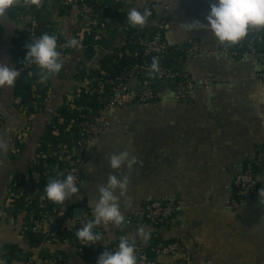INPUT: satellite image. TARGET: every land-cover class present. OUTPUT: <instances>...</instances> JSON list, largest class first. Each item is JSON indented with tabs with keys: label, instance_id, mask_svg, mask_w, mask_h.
<instances>
[{
	"label": "crops",
	"instance_id": "1",
	"mask_svg": "<svg viewBox=\"0 0 264 264\" xmlns=\"http://www.w3.org/2000/svg\"><path fill=\"white\" fill-rule=\"evenodd\" d=\"M161 1L158 5L147 0H96L111 23L116 13L124 14L122 26L111 28L62 6L60 0H45L43 6L18 0L0 14V61L10 67L15 68L11 40L26 25H34L38 36L47 33L66 43L60 56L63 67L46 82H40L38 66L30 64L22 79L23 103L12 87L1 88L0 139L8 149L0 152V264L47 255L66 258L68 264H89L75 252L73 233L47 245L48 225L37 232L30 229L40 215L55 222L56 207L61 206L47 198L44 187L50 179H61L59 167L75 139L76 123L74 118L62 119L59 109L65 107L71 114L96 111L108 79L119 70L118 54L140 52L138 42L146 40L150 27L162 18L167 20L168 46L190 40L200 46L197 57L177 64L197 86L193 97L112 109L109 125L93 141L81 166L79 193L64 205H73V212L82 209L78 230L94 219L97 185L105 184L109 174L127 175V193L119 197L124 217L140 212L146 202L171 200L178 202L176 216L159 227L142 218L133 228L102 223L94 228L101 236L93 244L94 254L113 248L121 238L146 245L154 237L179 242L190 252L188 264H264V204L258 192L233 211L225 207L234 176L246 163L253 165L258 191L264 187V87L258 79L262 66L251 56L218 54V40L211 31L184 26L193 20L206 24L212 0ZM142 6L154 9V19L144 27L132 26L134 31L126 34L128 11ZM68 38L77 39L78 45L67 46ZM254 43L264 47V39ZM204 78L210 80L207 87L201 86ZM125 150L137 163L131 170L112 169L107 157ZM141 227L147 240L137 233ZM155 261L178 263L167 256Z\"/></svg>",
	"mask_w": 264,
	"mask_h": 264
},
{
	"label": "built area",
	"instance_id": "2",
	"mask_svg": "<svg viewBox=\"0 0 264 264\" xmlns=\"http://www.w3.org/2000/svg\"><path fill=\"white\" fill-rule=\"evenodd\" d=\"M147 2L162 4L161 0H147ZM60 3L64 7L78 10L88 18L103 19L102 12L93 13L92 8L86 4V0H60ZM44 4L45 0H40L39 6ZM163 9L166 11L167 7L164 6ZM103 20L106 23H111V19L108 17ZM166 28L167 20L162 18L155 26V29L150 32L148 38L138 42L140 52L132 53L131 51L123 50L118 54L120 59L119 70L108 79L106 87L102 91L103 102L96 111L90 114L84 113L82 110H78L77 113L73 112L76 123V135L67 156L59 167L58 172L61 179L71 174L76 177L78 187L81 180V166L86 160L93 141L109 125V114L112 109L133 104L152 103L160 99L186 102L193 97L197 86L177 64L180 61L197 57L200 53V46L194 40L173 47L168 46L164 39ZM30 31L33 41L40 37L35 31L34 25H31ZM261 31L262 28L250 27L247 35L236 44L218 41L217 53L230 58H243L246 56L255 58L262 66L261 71L258 73V79L264 87V47H259L254 43V39H263L259 35ZM65 48V43L57 44V50L61 55ZM153 57L158 60L159 71L150 75ZM209 84V78H204L201 86L207 87ZM257 192L255 170L252 164L246 163L234 176L231 195L225 205L226 209L229 211L237 209L241 204L255 197ZM60 205L57 218L69 211L64 203ZM177 210L178 202L175 200L146 202L140 212L125 216L123 225L127 228H133L138 218H142L151 227L167 225L173 221ZM48 223L47 216L40 215L31 222L30 229L37 232L48 225L45 243L50 245L53 244L58 234L55 222ZM77 223L78 221L73 216L66 217L62 224V230L65 233L71 232L74 234L75 252L82 255V241L76 236ZM144 246L140 242L135 243L137 264H157L155 259L158 256L176 257L178 259L177 264H188L191 259L190 252L177 241L168 243L154 242L150 248L154 254L153 257L147 254ZM111 249L107 251H112ZM101 254L102 252L94 254L89 264H96ZM59 261L68 264L66 258L57 255L29 256L21 264H57Z\"/></svg>",
	"mask_w": 264,
	"mask_h": 264
},
{
	"label": "clouds",
	"instance_id": "3",
	"mask_svg": "<svg viewBox=\"0 0 264 264\" xmlns=\"http://www.w3.org/2000/svg\"><path fill=\"white\" fill-rule=\"evenodd\" d=\"M18 0H0V14ZM32 4L39 6L40 0H28ZM210 11L205 17L206 24L200 20H193L184 23L189 30L205 29L211 31L221 43L236 44L243 39L249 28H264V0H212L209 5ZM152 15L151 10L145 8L143 11L133 7L127 13V23L133 27H144L148 18ZM78 40L67 39V46L76 47ZM26 56L23 62L34 64L40 69V82H46L50 77L58 74L63 67L60 62L61 53L57 50L56 36L41 35L31 43H26ZM159 71L157 58L153 57L151 72ZM20 76V71L10 67L9 64L0 62V88H11ZM8 144L0 139V152H5ZM109 166L112 169L126 167L131 170L137 163V158L131 156L128 151L113 153L107 157ZM92 169L88 168V172ZM129 177L127 175L118 178L117 175L109 174L105 184L97 185L98 199L94 208V219L85 223L76 232V236L83 245L90 246L101 240L98 232L94 228L102 223H113L121 226L125 217L120 211L119 197L125 196L128 190ZM119 190V196H117ZM47 198L55 203H64L74 194L79 193L76 177L68 174L64 179H50L44 187ZM260 203L264 204V187L258 191ZM138 235L148 238V234L143 227L137 230ZM96 264H137L135 255V238L130 242L128 238H121L118 250L112 252L104 250L98 257Z\"/></svg>",
	"mask_w": 264,
	"mask_h": 264
},
{
	"label": "trees",
	"instance_id": "4",
	"mask_svg": "<svg viewBox=\"0 0 264 264\" xmlns=\"http://www.w3.org/2000/svg\"><path fill=\"white\" fill-rule=\"evenodd\" d=\"M86 4L89 5L92 8L93 13L101 11L102 12V18L104 19V18L107 17L106 12L104 10H101V8L97 4L96 0H86ZM145 8L151 10V12H152V15L148 18V21H147V22H149L150 20L154 19L155 12H154V9H152L151 6H142L141 8H139V10L143 11ZM103 19H100L102 21V23L103 24H108V25L110 24L109 25L110 28L111 27H116V26H122V23L124 21V14L122 12L116 13L115 16H114V19H113V23H106ZM156 25L150 27L151 31H153L155 29ZM30 27H31V25H26L25 28L22 29L20 32H18V35L11 40V45L13 47L10 50L11 59H13V61L15 63V68L20 71V76L15 81V85L12 87V89H13L14 95L16 97H19V99H20V101L22 103L24 102V99L21 96L22 79H23L24 75L26 74V72L29 71V69L31 67L30 64H26L25 62H23L24 59H25V56H26V51H27L25 45H26V43L33 42V39H32V36H31ZM35 31H36V29H35ZM133 31H134V28L131 25L128 24L127 33L126 34H128L129 32H133ZM2 35H3V27L0 24V44H1V41H2ZM259 35H260L261 38L264 39V28H262V31H261V33ZM60 43H65V42L61 41V40L57 41V44H60ZM0 59H1V49H0ZM0 93H1V88H0ZM59 115L64 120H70V119L74 118V115L69 113L65 107H62V108L59 109ZM59 208L60 207L57 206L56 207V211H59ZM66 208L69 210L68 213L62 214L55 221V225H56V228H57V234H58L59 237H62L64 235V233H65L64 230H62V224L64 223V219L66 217H71L72 216L73 209L75 207L72 205V206H67ZM94 231L97 232L95 229H94ZM154 242H157V243L158 242L168 243V242H163V241L157 240L154 237H152L150 239V241H149V244L144 246L145 251L147 252V254L150 257L154 256V254L150 250V248L154 244ZM169 242H173V241H169ZM81 247H82V250H83V253L81 255L82 258L87 263H91L92 256H94L93 244L90 245V246H85V245H83V242H81ZM111 250L113 252L118 250V245L114 246ZM57 264H64V262L63 261H59Z\"/></svg>",
	"mask_w": 264,
	"mask_h": 264
},
{
	"label": "water",
	"instance_id": "5",
	"mask_svg": "<svg viewBox=\"0 0 264 264\" xmlns=\"http://www.w3.org/2000/svg\"><path fill=\"white\" fill-rule=\"evenodd\" d=\"M82 214H83L82 209H76L73 212V218L76 219V220H81L82 219Z\"/></svg>",
	"mask_w": 264,
	"mask_h": 264
}]
</instances>
